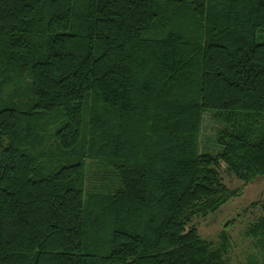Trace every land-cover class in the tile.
<instances>
[{
    "label": "trees",
    "instance_id": "16d2710c",
    "mask_svg": "<svg viewBox=\"0 0 264 264\" xmlns=\"http://www.w3.org/2000/svg\"><path fill=\"white\" fill-rule=\"evenodd\" d=\"M223 166L264 178V0H0V264H227Z\"/></svg>",
    "mask_w": 264,
    "mask_h": 264
},
{
    "label": "rangeland",
    "instance_id": "374dc122",
    "mask_svg": "<svg viewBox=\"0 0 264 264\" xmlns=\"http://www.w3.org/2000/svg\"><path fill=\"white\" fill-rule=\"evenodd\" d=\"M204 125L203 146L209 151H217L219 148L214 140L216 124L210 122L207 116ZM221 173L226 184L234 189L240 188L241 193L232 197L217 211L207 216L194 217L193 224L203 238L215 243H220L221 234L225 232L229 240L225 255L227 264H244L261 253L257 239L248 236L247 229L264 216V178L257 177L244 183L224 166ZM255 202L257 205H254Z\"/></svg>",
    "mask_w": 264,
    "mask_h": 264
}]
</instances>
